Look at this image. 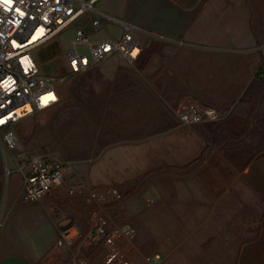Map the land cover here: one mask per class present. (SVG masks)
I'll return each mask as SVG.
<instances>
[{"label":"rangeland","instance_id":"rangeland-1","mask_svg":"<svg viewBox=\"0 0 264 264\" xmlns=\"http://www.w3.org/2000/svg\"><path fill=\"white\" fill-rule=\"evenodd\" d=\"M207 1L97 0L96 11L36 52L40 71L56 75L77 28L93 42L119 37L126 22L143 43L135 63L112 58L53 81L56 105L16 124L15 150L4 149L0 130L1 250L43 239L39 219L59 227L80 210L79 195L64 190L20 199L11 159L41 154L61 159L82 183L86 200L78 203L88 209L90 190H116L104 210L136 226L129 236L147 247V262L264 264V0H211L206 42L186 40L199 37L203 27L191 24ZM95 13L103 16L97 30ZM177 216L180 224H163Z\"/></svg>","mask_w":264,"mask_h":264},{"label":"built area","instance_id":"built-area-1","mask_svg":"<svg viewBox=\"0 0 264 264\" xmlns=\"http://www.w3.org/2000/svg\"><path fill=\"white\" fill-rule=\"evenodd\" d=\"M97 0H0V130H4V149L15 150L17 141L14 128L24 117L53 108L59 93L53 81L64 82L76 74L84 73L96 65L122 58L135 63L142 56L143 43L133 27L122 22L123 32L117 38L89 41L81 28L75 31L71 48L66 52V65L56 75L42 73L36 52L57 40V36L86 12H94ZM96 14V13H95ZM103 16L96 14L91 26L97 30ZM78 45L88 52H80ZM14 171L21 175L20 199L36 203L53 191L62 189L68 195L84 192L82 183L70 179L71 173L64 162L54 156L41 154L15 155L11 159ZM88 195L101 202L119 197L115 189L90 190ZM105 219H99L88 232L86 239L95 244L105 239L114 245L112 236H105ZM127 234L132 233L128 226ZM65 239L57 240L62 247ZM117 257L113 248L107 261ZM155 258V257H154ZM158 259V255H156Z\"/></svg>","mask_w":264,"mask_h":264},{"label":"crops","instance_id":"crops-1","mask_svg":"<svg viewBox=\"0 0 264 264\" xmlns=\"http://www.w3.org/2000/svg\"><path fill=\"white\" fill-rule=\"evenodd\" d=\"M211 4V0H208L201 7L200 12L191 24L192 26H198V29L199 26L203 27L197 32L199 33V37L192 40L190 34L187 33L188 29L186 34H189V36L185 38L186 40L200 43L206 42V40H204L205 37L202 36L203 33H206V21L203 19L204 16L209 13L212 7ZM109 14L104 15V17L107 16V19L112 21ZM27 117L28 116H26V118ZM61 190L62 189L53 191L52 193L54 194V197H58L61 194ZM78 195L79 196L76 197L77 200H80L77 201L78 205L74 202H70V205H77L80 209L77 215L74 214L71 222H68L63 226L61 225L62 227L60 226V223L59 227H57L58 225L52 220V218L44 217L41 218V220L39 219L38 225L41 224L43 230L47 232L46 235L43 236L44 238L36 239L32 237L31 239H27V243L22 244V246H17L15 249H13V245L7 243L3 250L0 249V264H156L150 261L147 262L144 259L148 254L147 247H144L137 239H135V237L132 235L129 236V234L125 232L127 226L132 229V232H134L132 223L130 225L128 223H119L109 218L104 210L105 205H108L106 202L91 198L95 203V206L88 209L86 206L87 203L84 202L86 200L84 192ZM82 200H84L83 204H79L78 202H81ZM171 203L160 204L173 208L174 203ZM99 219H105V236H112L114 245L107 244L104 238H101V240L95 244L86 239L88 232ZM151 219L152 218H147L143 220V222L151 225L156 224ZM175 219L176 222L172 217L167 218V220H163V224H170L171 226H173V224H178V216ZM124 224L125 226H123ZM133 226L136 228L135 225ZM9 227L11 228V226ZM9 227L8 229H10ZM72 230L75 232L72 235H67V233ZM173 231L174 229H172V232ZM153 232H155V230H153ZM157 233L158 232L155 234L158 235ZM7 235L9 234L7 233ZM171 235L172 234L165 239L168 241L172 240ZM60 238L65 239V244L62 247H57L56 242ZM0 239H2V237ZM113 248L117 252V257L111 261H107Z\"/></svg>","mask_w":264,"mask_h":264},{"label":"bare ground","instance_id":"bare-ground-1","mask_svg":"<svg viewBox=\"0 0 264 264\" xmlns=\"http://www.w3.org/2000/svg\"><path fill=\"white\" fill-rule=\"evenodd\" d=\"M208 116L211 117L212 115V112H207Z\"/></svg>","mask_w":264,"mask_h":264}]
</instances>
